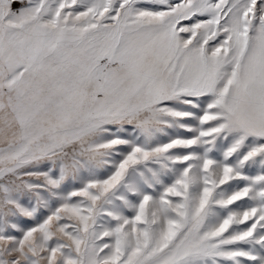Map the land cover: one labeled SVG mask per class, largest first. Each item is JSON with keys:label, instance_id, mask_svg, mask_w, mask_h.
<instances>
[{"label": "snow or ice", "instance_id": "snow-or-ice-1", "mask_svg": "<svg viewBox=\"0 0 264 264\" xmlns=\"http://www.w3.org/2000/svg\"><path fill=\"white\" fill-rule=\"evenodd\" d=\"M0 264H264V0H0Z\"/></svg>", "mask_w": 264, "mask_h": 264}]
</instances>
